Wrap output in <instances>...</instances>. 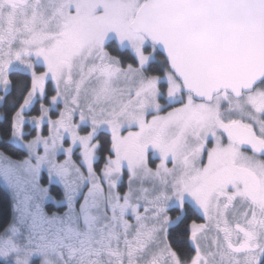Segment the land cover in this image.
<instances>
[{"label": "snow or ice", "instance_id": "obj_1", "mask_svg": "<svg viewBox=\"0 0 264 264\" xmlns=\"http://www.w3.org/2000/svg\"><path fill=\"white\" fill-rule=\"evenodd\" d=\"M0 122V264H264V0H0Z\"/></svg>", "mask_w": 264, "mask_h": 264}, {"label": "trees", "instance_id": "obj_2", "mask_svg": "<svg viewBox=\"0 0 264 264\" xmlns=\"http://www.w3.org/2000/svg\"><path fill=\"white\" fill-rule=\"evenodd\" d=\"M5 127H7V125L0 122V134H2L3 129ZM0 138H2V137H0ZM10 154L13 156L14 159L20 157V155H21V153L19 151H13ZM99 165H102V161L100 162ZM42 182H44V181H42ZM11 204H12L11 195L9 194V192L7 190H5L3 187L0 186V226H2L5 222L10 220V218H11ZM197 222H203V221L198 220ZM171 242H173L175 244V242H176L175 234H173V236L171 238ZM185 250H186V248H185Z\"/></svg>", "mask_w": 264, "mask_h": 264}, {"label": "rangeland", "instance_id": "obj_3", "mask_svg": "<svg viewBox=\"0 0 264 264\" xmlns=\"http://www.w3.org/2000/svg\"><path fill=\"white\" fill-rule=\"evenodd\" d=\"M33 114H36V113H33ZM29 129H26V131H28ZM98 166H102V165H98ZM42 181H46V174L43 175L42 177ZM43 183V182H42ZM1 187H3L2 185H0ZM4 188V187H3ZM5 189V188H4ZM6 190V189H5ZM9 192V191H8ZM9 194L11 195V193L9 192Z\"/></svg>", "mask_w": 264, "mask_h": 264}]
</instances>
